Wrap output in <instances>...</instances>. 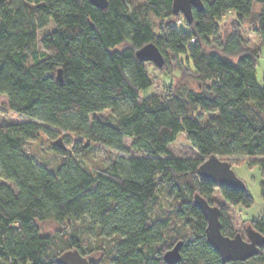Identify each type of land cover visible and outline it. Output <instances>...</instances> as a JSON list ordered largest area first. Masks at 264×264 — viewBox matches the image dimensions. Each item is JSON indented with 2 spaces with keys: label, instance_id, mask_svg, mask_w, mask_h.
I'll list each match as a JSON object with an SVG mask.
<instances>
[{
  "label": "trees",
  "instance_id": "obj_1",
  "mask_svg": "<svg viewBox=\"0 0 264 264\" xmlns=\"http://www.w3.org/2000/svg\"><path fill=\"white\" fill-rule=\"evenodd\" d=\"M202 1L188 22L173 12V0L137 6L107 0L105 8L91 0H0V98L38 119L0 125V264H59L58 256L74 248L88 257L102 242L92 247L79 227L68 237L43 227L86 218L102 241L111 240L105 258L88 257L91 264H171L164 253L179 240L181 259L174 264H264V245L245 261L224 262L195 202L199 195L218 205L219 189L229 204L254 203L248 188L218 187L199 167L215 154L232 166V157H250L248 164L264 171L262 52L242 32L251 27L264 45V0ZM149 13L161 19L158 31ZM51 23L56 27L43 36L40 51L39 30ZM149 42L163 51V68L170 67L167 52L178 60V77L164 97H141L152 81L136 51ZM106 109L109 117H91ZM51 128L58 130L52 148L63 157L53 170L26 149ZM181 131L198 156L172 155L169 146ZM69 134L118 150L130 137L142 154L93 173L79 157L83 142L71 150L62 142ZM161 190L174 193L176 227L154 212ZM218 206L222 232L236 235L227 209ZM248 226L264 236V213Z\"/></svg>",
  "mask_w": 264,
  "mask_h": 264
},
{
  "label": "rangeland",
  "instance_id": "obj_2",
  "mask_svg": "<svg viewBox=\"0 0 264 264\" xmlns=\"http://www.w3.org/2000/svg\"><path fill=\"white\" fill-rule=\"evenodd\" d=\"M130 6H137L144 0H126ZM232 17V16H231ZM227 16L222 22H226L231 19ZM149 19L154 25V29L158 31L161 25V19L155 16L153 13H149ZM176 24L179 27H184L183 19L178 18ZM55 24L51 23L49 26L39 30L38 48L40 51H44L45 48L42 44V38L45 34L55 29ZM242 32L247 37L249 45L253 48H261V56L257 65V78L260 84H264V45L261 44L260 38L257 33L251 27H243ZM168 54V65L163 68L157 67L152 62H146L147 72L152 81V86L142 92V98L152 94H159L163 97L166 96L167 90L173 80L177 79L179 74V64L177 58H175L170 52ZM112 113L111 109L91 114L92 118L109 117ZM28 120H38L37 118H31L27 115L17 113L10 108L9 100L6 95L0 98V125L5 123L24 122ZM52 132L49 135L48 132H41L37 138L28 141L26 149L36 158L41 164L47 165L50 169H55L60 165L62 156L52 148V144L57 138L58 130L51 128ZM57 134V135H56ZM63 134V132H62ZM83 142V151L79 154L81 163L87 167L91 172L96 173L98 169L106 168L111 165L115 160L120 158H128L130 156L141 155L142 152L134 150L131 147L132 138L127 137L125 140V147L122 150L115 149L113 147L105 146L100 143L89 141L87 139L78 138L72 134H69L67 139L63 138L62 142L68 145L69 150L73 147L72 144ZM172 155L179 157H196L198 156V149L192 144L185 131L179 132L175 140L169 146ZM86 150V151H85ZM233 169L237 176L244 181L250 194L254 198V203L250 207L240 205H232L227 203L221 195L219 189L215 192L217 204L225 206L232 221L235 231L241 233L245 239H248L247 227L250 220L259 219L264 213V199L261 195V184L264 181V171L259 166H250L248 162L251 160L247 156L232 157ZM230 159V160H231ZM174 193L161 190L158 193L156 203L154 204V212L157 216L162 218H168L171 226L176 227L173 224L178 223L175 217L174 211ZM44 230L53 234H62L63 237H68L76 230L75 227H79V231L82 236L91 244L92 247H99L100 242L101 249H97L96 252L88 254L89 258L96 261H102L107 253V245L110 238L105 237V241H102L103 237L98 233V227L95 223H91L89 219H81L76 223L70 224H56L53 222H46L43 224ZM182 227V226H181ZM184 227V226H183ZM182 227V232L185 231V227ZM171 231H174L172 228ZM104 238V237H103ZM88 244V246H89ZM161 244H157L160 247Z\"/></svg>",
  "mask_w": 264,
  "mask_h": 264
},
{
  "label": "water",
  "instance_id": "obj_3",
  "mask_svg": "<svg viewBox=\"0 0 264 264\" xmlns=\"http://www.w3.org/2000/svg\"><path fill=\"white\" fill-rule=\"evenodd\" d=\"M99 8L107 6V0H91ZM193 8L201 10L202 0H173L172 10L178 15L182 14L188 22L194 19ZM137 57L144 62H152L162 68L165 63V55L155 42H149L136 51ZM62 80V70L58 71ZM202 176L213 181L218 187L229 186L235 189H246L247 186L236 174L232 164L219 155L209 156L199 167ZM195 202L203 210L207 218V238L209 243L219 252L224 262L245 261L257 254L264 245V236L257 233L250 226L247 227L248 239L241 233L227 236L222 232L220 220V207L211 205L207 200L195 195ZM183 240H179L172 248L164 253V259L171 264L181 259ZM57 261L59 264H91L89 258L77 248L62 252Z\"/></svg>",
  "mask_w": 264,
  "mask_h": 264
}]
</instances>
